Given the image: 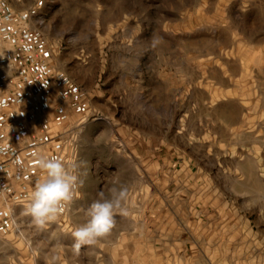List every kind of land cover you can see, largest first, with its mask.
<instances>
[{
	"label": "rangeland",
	"instance_id": "obj_1",
	"mask_svg": "<svg viewBox=\"0 0 264 264\" xmlns=\"http://www.w3.org/2000/svg\"><path fill=\"white\" fill-rule=\"evenodd\" d=\"M6 5L45 71L28 60V101L0 108V264H264V0ZM32 41L0 36V58ZM37 154L83 180L44 229L22 214ZM114 183L129 216L75 255L72 231Z\"/></svg>",
	"mask_w": 264,
	"mask_h": 264
},
{
	"label": "clouds",
	"instance_id": "obj_2",
	"mask_svg": "<svg viewBox=\"0 0 264 264\" xmlns=\"http://www.w3.org/2000/svg\"><path fill=\"white\" fill-rule=\"evenodd\" d=\"M153 37V45L158 43ZM43 176L26 197L23 215L31 217V223L37 229H44L55 222L64 209L73 202L77 190L83 186L79 177V164H66L60 158H49L37 154L35 161ZM128 188L115 184L106 195L103 191L97 194L84 212V221L71 233L72 250L79 255L83 247H93L107 238L116 225L117 215L129 216Z\"/></svg>",
	"mask_w": 264,
	"mask_h": 264
},
{
	"label": "built area",
	"instance_id": "obj_3",
	"mask_svg": "<svg viewBox=\"0 0 264 264\" xmlns=\"http://www.w3.org/2000/svg\"><path fill=\"white\" fill-rule=\"evenodd\" d=\"M6 2L7 0H0V36L7 42L10 41V44L16 43V46L23 45L31 40L34 42L33 45H37L35 47L31 45L28 47L23 46L24 48L20 47V50L27 49L26 55L3 53L0 58V61L6 65L10 73L6 76H0V108L5 107L8 109L11 105L15 107L24 105L30 97L24 83V75L28 73L26 69L29 68L28 60H31L32 63L36 61L37 65L42 62L37 60L40 47L38 32H31L29 28L23 30L22 27L27 28V26L23 23L21 13L8 7ZM42 66H39L41 72L45 71ZM45 86L48 87V84L46 83ZM30 87L31 84H29V89ZM1 119H3V116L0 114ZM0 184H3L2 180H0Z\"/></svg>",
	"mask_w": 264,
	"mask_h": 264
},
{
	"label": "crops",
	"instance_id": "obj_4",
	"mask_svg": "<svg viewBox=\"0 0 264 264\" xmlns=\"http://www.w3.org/2000/svg\"><path fill=\"white\" fill-rule=\"evenodd\" d=\"M260 228L264 231V222H262V226Z\"/></svg>",
	"mask_w": 264,
	"mask_h": 264
}]
</instances>
